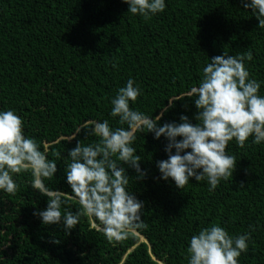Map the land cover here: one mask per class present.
<instances>
[{
  "label": "trees",
  "instance_id": "16d2710c",
  "mask_svg": "<svg viewBox=\"0 0 264 264\" xmlns=\"http://www.w3.org/2000/svg\"><path fill=\"white\" fill-rule=\"evenodd\" d=\"M166 2L146 20L129 13L123 0H0V109H15L26 135L57 161L55 177L45 179L49 187L71 192L65 158L77 140L98 139L77 130L103 119L119 126L111 98L130 76L143 89L130 106L153 116L163 112L161 124L197 113L195 96L187 94L208 57L251 51L247 66L264 81V29L240 0ZM136 135L148 176L133 179L131 188L145 202L147 228L116 241L86 215L70 233L43 225L33 212L47 207V197L32 188L31 172L22 171L14 174L15 193L0 192V264H187L191 235L212 223L230 234L251 231L254 243L240 262L264 264V144L251 137L244 146L230 141L238 164L232 177L214 191L206 179L194 178L180 189L158 179L156 161L167 159V140L147 129ZM67 206L81 207L75 200Z\"/></svg>",
  "mask_w": 264,
  "mask_h": 264
},
{
  "label": "clouds",
  "instance_id": "9594fccd",
  "mask_svg": "<svg viewBox=\"0 0 264 264\" xmlns=\"http://www.w3.org/2000/svg\"><path fill=\"white\" fill-rule=\"evenodd\" d=\"M123 2L128 4L129 13L146 20L167 7L166 0ZM240 4L256 17L258 28L264 29V0H240ZM252 56L251 51L207 56L199 83L187 94L195 96L197 113L192 118L181 114L179 121L163 124V112L153 116L130 106L143 95L140 84L130 76L111 98L110 115L118 117L119 126L103 119L87 122L77 130H86L88 136L98 139L87 144L77 140L65 158L70 157L65 175L71 192L45 183L46 178L55 177L57 161L49 159L35 137L26 135L24 119L15 109H0V192L15 193L19 184L14 174L30 171L32 188L47 197V207L33 212L43 225L61 226L70 233L86 215L98 220L107 238L116 241L147 228L142 219L145 202L131 188L133 179L148 176L134 146L136 133L147 129L157 140H167V159L156 161L158 179H171L180 189L192 178L197 182L206 179L214 191L222 180L233 176L238 165L236 156L228 151L230 141L244 146L251 137L252 143L264 144V95L260 94L264 81L254 78L247 66ZM122 164L134 169L136 176L130 177ZM73 200L81 205L75 212L67 206ZM52 242L59 240L53 237ZM250 243H254L251 231L230 234L220 223H212L191 235L187 264H241L239 258Z\"/></svg>",
  "mask_w": 264,
  "mask_h": 264
}]
</instances>
